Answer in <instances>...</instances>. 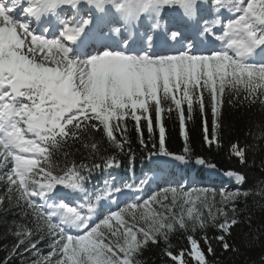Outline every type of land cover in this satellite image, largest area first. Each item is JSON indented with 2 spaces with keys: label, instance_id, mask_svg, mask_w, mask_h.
Instances as JSON below:
<instances>
[{
  "label": "snow or ice",
  "instance_id": "1",
  "mask_svg": "<svg viewBox=\"0 0 264 264\" xmlns=\"http://www.w3.org/2000/svg\"><path fill=\"white\" fill-rule=\"evenodd\" d=\"M257 101L264 0H0V212L19 216L0 264H143V251L161 243L173 264H189L171 250L175 234L195 264H210L213 240L236 251L229 238L248 191L147 188L192 159L196 114L205 144L219 149L224 104ZM173 113L182 154L166 147ZM129 123L151 176L133 172ZM109 149L129 155L130 178L116 176L121 161ZM230 154L248 163L246 147L233 143ZM94 171L102 184L90 183Z\"/></svg>",
  "mask_w": 264,
  "mask_h": 264
},
{
  "label": "trees",
  "instance_id": "2",
  "mask_svg": "<svg viewBox=\"0 0 264 264\" xmlns=\"http://www.w3.org/2000/svg\"><path fill=\"white\" fill-rule=\"evenodd\" d=\"M227 99V98H226ZM242 99V98H241ZM209 129L211 128V115L208 116ZM167 135L166 147L175 154H182L184 142L180 135L179 123L175 119L173 113L164 121ZM221 144L217 149L215 146L208 147L204 142L202 131V123L199 114H196L193 121L188 123L189 143L192 149V159L186 164L189 176L196 173V158H203L206 165H214V168L220 172H234L245 176V182L237 190L241 192L248 191L250 194L247 198L241 197L237 203V207L241 210L240 223L232 229L229 243L233 248L225 252L222 247L213 240L212 246L215 250L214 256H208L210 264H264V195L259 193L260 189H264V105L259 101L255 104L247 102L229 104L225 103L221 116ZM129 140L131 141V151L134 154L133 171H148L145 160L147 150L139 144L137 134L129 123ZM158 135V133H157ZM99 140V135H97ZM145 139L147 140V132L145 130ZM151 147V141L148 142ZM238 143L242 147L247 148L248 163L241 165L236 158L230 154V145ZM79 147V145H77ZM84 150L75 153V158L79 161L82 158ZM110 154L117 155L121 161L120 169L115 170V174L120 179H127L130 167L129 155L118 153L115 149H109ZM193 178V177H192ZM103 175L99 171H94L90 180L92 184H102ZM191 179V178H190ZM156 187L162 188L161 183L155 184ZM4 191L0 186V194ZM16 209L4 213L0 212V259L6 252L4 246L8 248L14 243L12 236L7 235L9 222L19 220V216L15 215ZM250 217V221H249ZM215 230L209 229V237L214 236ZM200 239V233L195 235ZM174 254L185 251V258L189 260V264H195L191 257L187 256L190 246L186 237L182 234H175L171 237ZM202 249L207 255V246L200 241ZM164 245H149L140 257L143 264H173L170 257L164 255ZM44 253L48 249L45 247ZM14 264H20L19 260H15Z\"/></svg>",
  "mask_w": 264,
  "mask_h": 264
},
{
  "label": "rangeland",
  "instance_id": "3",
  "mask_svg": "<svg viewBox=\"0 0 264 264\" xmlns=\"http://www.w3.org/2000/svg\"><path fill=\"white\" fill-rule=\"evenodd\" d=\"M166 171H168L167 172L168 175L165 172L161 173L159 175V180H158L160 181L163 187L169 185L179 186L182 184L188 189H191L192 187H198V188L207 187V188L215 189L216 191H220V190L235 191L239 188V186L242 185V184H237L234 178L230 179L227 176V173L220 172L214 168H206L201 165H197L196 173L193 174L191 177L187 172L188 169L186 168V164H177L175 167H172ZM174 172L176 173L173 174ZM139 173L140 176H142V173L141 172ZM151 186L152 188L149 192L147 191L148 193H152L159 189V187L157 188L156 185L155 186L151 185Z\"/></svg>",
  "mask_w": 264,
  "mask_h": 264
},
{
  "label": "bare ground",
  "instance_id": "4",
  "mask_svg": "<svg viewBox=\"0 0 264 264\" xmlns=\"http://www.w3.org/2000/svg\"><path fill=\"white\" fill-rule=\"evenodd\" d=\"M172 178H175V177H172ZM178 178V177H177ZM180 179H181V177H180Z\"/></svg>",
  "mask_w": 264,
  "mask_h": 264
}]
</instances>
